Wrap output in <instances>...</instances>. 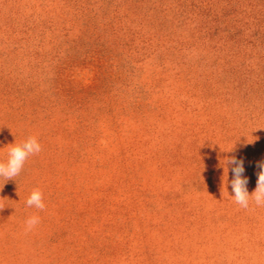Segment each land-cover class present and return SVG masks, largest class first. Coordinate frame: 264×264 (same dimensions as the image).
<instances>
[{"label": "rangeland", "instance_id": "rangeland-1", "mask_svg": "<svg viewBox=\"0 0 264 264\" xmlns=\"http://www.w3.org/2000/svg\"><path fill=\"white\" fill-rule=\"evenodd\" d=\"M30 136L0 178V264H264V207L226 165L251 195L264 0H0V161Z\"/></svg>", "mask_w": 264, "mask_h": 264}, {"label": "clouds", "instance_id": "clouds-1", "mask_svg": "<svg viewBox=\"0 0 264 264\" xmlns=\"http://www.w3.org/2000/svg\"><path fill=\"white\" fill-rule=\"evenodd\" d=\"M41 151L42 146L35 136L28 137L20 144H11L8 149L7 161H0V178L7 181L14 180L22 172L27 159ZM226 165L233 166L231 168L233 179L230 183L234 195H229L233 201L245 210L250 209L252 205L264 207V170L258 173L257 187L250 195L247 189L248 179L244 176L243 161L231 157L226 160ZM261 168L264 169V164L261 165ZM26 206L44 211L46 205L43 192L38 188L34 189L26 200ZM39 223L40 217L38 215L30 216L25 221V232H31Z\"/></svg>", "mask_w": 264, "mask_h": 264}]
</instances>
